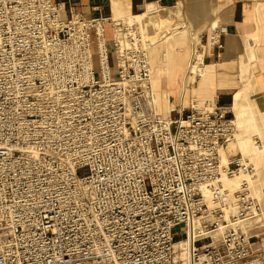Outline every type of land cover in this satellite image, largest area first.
Segmentation results:
<instances>
[{
	"label": "built area",
	"instance_id": "obj_1",
	"mask_svg": "<svg viewBox=\"0 0 264 264\" xmlns=\"http://www.w3.org/2000/svg\"><path fill=\"white\" fill-rule=\"evenodd\" d=\"M63 11L0 0V264H264L232 108L165 116L144 22Z\"/></svg>",
	"mask_w": 264,
	"mask_h": 264
},
{
	"label": "crops",
	"instance_id": "obj_2",
	"mask_svg": "<svg viewBox=\"0 0 264 264\" xmlns=\"http://www.w3.org/2000/svg\"><path fill=\"white\" fill-rule=\"evenodd\" d=\"M57 1L63 3L66 15L82 12L88 16L113 13L128 17L155 11L159 6L171 9L168 26L164 30L157 28L159 34L164 31L160 37L166 36V40L150 48L153 84L165 116L179 117L188 112L194 98L202 104L216 102L232 108L234 96L244 83V63L249 75H255L258 82V96L264 98V0ZM181 16L186 21L181 25L173 24ZM217 25L226 28L221 36L222 48L210 39ZM171 34L178 36L173 38ZM197 34L203 40L200 74L193 73L190 68L194 45L199 41L195 40ZM250 46L255 49L256 56L248 50Z\"/></svg>",
	"mask_w": 264,
	"mask_h": 264
},
{
	"label": "bare ground",
	"instance_id": "obj_3",
	"mask_svg": "<svg viewBox=\"0 0 264 264\" xmlns=\"http://www.w3.org/2000/svg\"><path fill=\"white\" fill-rule=\"evenodd\" d=\"M162 11L145 12L130 16L131 19H141L144 22V29L153 32V28L157 27L162 20H168V16L162 15ZM63 13H66L63 11ZM154 14L158 17L155 21H152ZM151 21V23H150ZM151 27L149 28V25ZM157 25V26H156ZM158 28V27H157ZM156 28V30H157ZM145 31V30H144ZM155 35V34H154ZM152 39V38H151ZM152 41V40H151ZM155 43L156 41H152ZM194 57L191 65V70L197 72L202 70L200 63L203 59L202 50L198 47L195 48ZM250 71L246 63L243 64L242 78L244 79L243 86L240 87L234 96L232 103V111L234 113V121L239 130L238 140H230L228 147L223 150V156L228 154L230 150L238 147L242 150L244 156L249 157L257 167V172L254 175L255 179L259 182L260 191H264V98L258 96L259 85L255 78V75H249ZM236 126V128H237ZM257 175V176H256ZM240 178L242 179L239 182ZM252 178L250 173H242L235 177H227L224 179L225 185L231 189L239 187L244 180ZM249 184H253L250 180H247Z\"/></svg>",
	"mask_w": 264,
	"mask_h": 264
},
{
	"label": "rangeland",
	"instance_id": "obj_4",
	"mask_svg": "<svg viewBox=\"0 0 264 264\" xmlns=\"http://www.w3.org/2000/svg\"><path fill=\"white\" fill-rule=\"evenodd\" d=\"M169 10H171V9H169ZM169 10H165V11H162L161 12V14L162 15H165V16H169L170 14V12H169ZM129 18H131L130 16H128ZM157 17H158V15L157 14H154L153 15V17H152V21H155L156 19H157ZM186 20L183 18V16H181V18H178V19H176L175 20V22L173 23V24H177V23H180V25L183 23V22H185ZM150 23H151V21H150ZM168 24H169V22H168V20H162L161 21V23L157 26V27H161L162 29L161 30H164L167 26H168ZM151 27V24L149 25V28ZM157 27H155V28H153V32H151V35L149 34V31L147 30V29H144L143 28V30H145L144 32H145V35H148L149 36V38L152 40V41H156L155 43H153V45H156L157 43H159V42H161V41H164V40H166V36H164V37H160L162 34H163V32H162V34H159L158 32H159V30L157 29L156 30V28ZM169 27H171V26H169ZM168 27V28H169ZM155 34V35H154ZM184 34H187V31H185L184 32ZM183 34V35H184ZM189 34V33H188ZM172 35V37L173 38H175L176 36H178V34H175V35H173V34H171ZM182 35V34H181ZM198 35V34H197ZM190 36V40L192 41L193 40V38H192V36L191 35H189ZM198 37H200L199 35L197 36V38L196 39H198ZM194 41V40H193ZM152 45V46H153ZM248 50L253 54V55H255L256 56V53H255V49L252 47V46H250V48H248ZM151 63H153V62H151ZM153 65V64H152ZM154 74V73H153ZM232 106V105H231ZM158 108H159V111L161 112L162 110L160 109V107H159V105H158ZM162 113V112H161ZM163 114V113H162ZM233 117H234V115H232ZM174 118H176V117H174ZM236 126H237V123H236ZM240 130H239V128H238V126H237V134H236V139H234V140H238V138H239V134H240ZM228 153H235V154H238V153H243V151L242 150H239L238 149V147H236V148H234L233 150L231 149L230 150V152H228ZM244 154V153H243ZM228 155V154H227ZM226 155V156H227ZM245 155V154H244ZM249 158V157H248ZM250 159V158H249ZM251 160V159H250ZM252 161V160H251ZM253 163H254V161H252ZM255 164V163H254ZM255 166H256V164H255ZM256 169H257V167H256ZM256 172H257V170H256ZM257 176V175H256ZM242 179H246V178H240L239 179V182L242 180ZM247 180H250L253 184H252V188H253V190L258 194V196H264V191H260V187H259V182L255 179V176L254 175H252V178H247Z\"/></svg>",
	"mask_w": 264,
	"mask_h": 264
}]
</instances>
